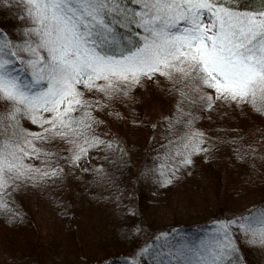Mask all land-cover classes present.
Returning <instances> with one entry per match:
<instances>
[{"label":"snow or ice","instance_id":"6c2138e0","mask_svg":"<svg viewBox=\"0 0 264 264\" xmlns=\"http://www.w3.org/2000/svg\"><path fill=\"white\" fill-rule=\"evenodd\" d=\"M17 8L22 24L15 36L0 28L2 211H12L9 200L18 181L59 175V165L30 163L53 156L43 142L70 145L71 162L90 148L118 143L92 132V110L127 96L142 77L158 73L178 93L176 120L184 130L172 133L176 145L159 167L148 170L158 171L162 183H171L167 173L174 175L178 164L192 163L193 152L206 151L191 114L182 119V101L211 107L214 95L264 111V0H19ZM86 92L102 97L93 101ZM24 120L36 128L25 127ZM97 173L102 175L99 168ZM256 207L215 221L209 239L195 246L169 249L170 261L245 264L234 231L264 248V205Z\"/></svg>","mask_w":264,"mask_h":264},{"label":"rangeland","instance_id":"374dc122","mask_svg":"<svg viewBox=\"0 0 264 264\" xmlns=\"http://www.w3.org/2000/svg\"><path fill=\"white\" fill-rule=\"evenodd\" d=\"M18 4L19 0H10L7 5L0 4V13L16 16L20 26L22 21L19 19ZM4 20L0 17V23H6ZM170 85L171 82L158 73L151 78L142 77L128 89L127 96L121 93L105 103L102 109L93 108L97 122L92 132L105 141H118L110 149L106 145L90 148L79 161L71 162L68 153L70 145L59 139L43 142L53 156L43 160L32 158L30 163L36 166L41 163L52 167L59 165V175L46 181H18L19 187L11 193L9 200L12 211L0 210V222L4 220L8 223L6 230L19 223L22 216H27L33 221L32 232L37 238L29 236L31 241L27 244V257L22 252H11L12 246L0 233V264L96 263L106 255L131 254L140 241L162 226L173 222L191 225L210 218L214 213L212 209L202 201L187 203L184 195L176 189L186 168L197 163L201 151L192 153V163L178 164L174 175L171 171L167 173L172 176L171 183L160 182L158 171L147 172L141 177L134 173L135 167L140 170L145 157L154 165L151 169L159 167L170 146L177 143L172 133L179 135L184 130L181 121L176 120L178 93ZM176 86L180 87L179 84ZM85 96L96 101L102 94L86 92ZM223 102L227 101L213 95L211 107L206 106L205 109L223 114L231 112L223 116L228 122L234 119L254 122L252 124L255 126L249 128L253 138L243 148L259 155V166H263L264 118L249 113L254 107L248 103L228 101L229 104H221ZM180 106L185 113L182 119H188L187 114L190 113L192 127L200 131V124L193 117L199 109L198 104L185 100ZM170 120L173 121L171 129ZM22 123L25 127L36 128L30 121L24 120ZM151 135L153 140L148 144ZM201 148H206L204 143ZM171 163L169 161V165ZM86 166L99 168L102 175L96 172L90 174ZM257 170L256 163L252 162L250 173ZM247 197H237L238 204L224 208L232 209L246 200V205L262 201L264 188ZM20 203L26 208L18 209ZM14 237L17 235L14 234ZM34 243H38L36 254L32 253L34 248H30ZM167 253L162 256L155 254L149 264H156L157 260L171 264ZM133 263L143 264L139 260Z\"/></svg>","mask_w":264,"mask_h":264},{"label":"trees","instance_id":"16d2710c","mask_svg":"<svg viewBox=\"0 0 264 264\" xmlns=\"http://www.w3.org/2000/svg\"><path fill=\"white\" fill-rule=\"evenodd\" d=\"M244 2H248V0H244ZM0 17L5 19L6 22L0 23V28L15 35V30L19 26L16 16L9 17L7 13H0ZM200 102L194 103L198 104L199 109L193 117L194 121L200 124L199 129L204 134L203 138L206 146L204 149L206 151L199 152L200 154L196 159L197 163L186 168L184 176L177 183L176 189L184 195L183 197L186 198L187 203L202 201L214 213L210 215L208 220L196 224L183 225L173 222L162 226L160 229L150 232L145 240L140 241L129 255L115 253L106 255L96 263L86 264H132L135 260H139L143 264H149L155 254L162 256L168 252V249L176 246L185 244L195 246L201 241L209 239L216 227L215 221L230 219L235 214L245 212V209L252 211L254 210L253 206H257L255 210H258L259 206L264 205V199L247 205L246 200L232 209L224 208L227 205L238 204L237 197L245 199L246 195L249 197L260 188H264V165L259 166V155H254L243 148L246 142L252 140L253 136L250 134L249 128H253L255 125L252 124L254 123L252 121L238 122L237 119L229 120L230 122L225 121L223 116L231 112L223 114L224 112L220 111V113H216L215 110L205 109V103L201 102L200 104ZM221 104H229V102ZM211 113L212 116H210ZM249 113L259 114L264 118V113L261 111V114L256 108L250 109ZM152 140L151 135L148 144ZM261 153H263V156L264 152ZM232 154H235V156ZM252 162L256 163L260 171L250 173L249 169ZM153 167L154 165L145 157L140 170L135 167L134 173L141 177L147 172H151L148 170ZM85 169L90 174L97 173L95 168L86 166ZM230 198L234 199L230 201ZM21 208H26V206L20 203L18 209ZM6 225H8L7 221L0 222V233H3L4 240H7L8 245L12 246L11 252L24 253L28 257L27 244L31 241L29 236L37 238L32 232L33 221L27 216H22L19 223L12 227L9 226L7 230L5 229ZM5 231L8 234H5ZM14 234L17 237H14ZM234 235H236V243L245 264H264V248L259 245H249L240 239L235 231ZM37 245L38 243L31 245L30 248L35 250L32 253H37ZM170 263L172 264V262Z\"/></svg>","mask_w":264,"mask_h":264}]
</instances>
